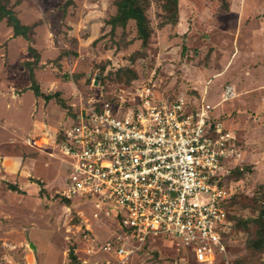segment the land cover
I'll list each match as a JSON object with an SVG mask.
<instances>
[{
  "label": "rangeland",
  "instance_id": "1",
  "mask_svg": "<svg viewBox=\"0 0 264 264\" xmlns=\"http://www.w3.org/2000/svg\"><path fill=\"white\" fill-rule=\"evenodd\" d=\"M117 2L0 0V264H77L72 249L83 264H118L108 242L134 249L126 264H264V247L250 244L264 201V0H179L177 23H167L169 0H149L146 42L134 20L112 29ZM30 46L34 87L50 98L33 89ZM228 83L237 95L223 100ZM144 86L158 99L204 97L235 134L224 181L235 224L212 263L173 238L139 243L108 207L63 193L70 165L59 143L81 106L129 104Z\"/></svg>",
  "mask_w": 264,
  "mask_h": 264
},
{
  "label": "built area",
  "instance_id": "2",
  "mask_svg": "<svg viewBox=\"0 0 264 264\" xmlns=\"http://www.w3.org/2000/svg\"><path fill=\"white\" fill-rule=\"evenodd\" d=\"M236 95L226 84L222 99ZM212 109L193 94L158 99L151 86L129 104H83L59 143L70 165L64 195L108 207L139 243L169 237L191 248L199 262L216 261L228 248L233 192L224 181L236 148L235 134L211 118ZM105 249L114 251L118 264L134 251L112 242Z\"/></svg>",
  "mask_w": 264,
  "mask_h": 264
},
{
  "label": "trees",
  "instance_id": "3",
  "mask_svg": "<svg viewBox=\"0 0 264 264\" xmlns=\"http://www.w3.org/2000/svg\"><path fill=\"white\" fill-rule=\"evenodd\" d=\"M170 3L174 6V11L172 14V19L167 20L171 23H177L178 22V10H179V0H169ZM149 5V0H118L117 2V12L116 14L111 17L108 23L112 25V29H115L116 26H123L125 27L127 23L130 20H134L136 22L137 26V32L140 39L143 40V42H146L147 39L150 37L152 28L150 25V19L147 15V7ZM226 8L229 9V4H226ZM30 51H32L33 55L36 57V61H29V71H30V77L32 81V86L36 94L44 96L45 98H50V95L44 94L39 90V88L34 87L36 85L35 75H34V66L37 63V60L39 58L38 54L36 53L35 49L30 46ZM63 138V135H61V139ZM12 188L18 190L19 188L16 185H13ZM66 198H69L65 196ZM233 195L229 198L227 208H228V223L229 226H233L235 223H233V220L231 218V214L229 211V204L231 202ZM70 199V198H69ZM257 222V239L250 240V244L253 247L256 248H262L264 247V201L262 203V208L259 212L258 217L256 218ZM71 259L73 262L77 264H83L80 262L73 251L71 250Z\"/></svg>",
  "mask_w": 264,
  "mask_h": 264
},
{
  "label": "water",
  "instance_id": "4",
  "mask_svg": "<svg viewBox=\"0 0 264 264\" xmlns=\"http://www.w3.org/2000/svg\"><path fill=\"white\" fill-rule=\"evenodd\" d=\"M34 246V244H32ZM35 247V246H34Z\"/></svg>",
  "mask_w": 264,
  "mask_h": 264
}]
</instances>
